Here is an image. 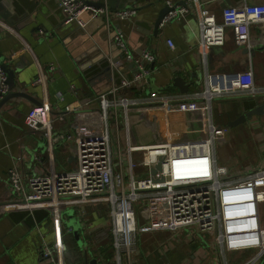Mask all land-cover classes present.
<instances>
[{
  "label": "crops",
  "instance_id": "crops-1",
  "mask_svg": "<svg viewBox=\"0 0 264 264\" xmlns=\"http://www.w3.org/2000/svg\"><path fill=\"white\" fill-rule=\"evenodd\" d=\"M91 1H101L112 10L109 14L97 15L92 11L86 12L85 28L74 23L64 24L57 0H11L0 10V58L13 71L14 84L10 86V92L24 93L8 98L0 106V264H46L42 262L40 248L43 241L52 243L54 240L52 209L40 202L34 203L33 208L19 203L15 205L10 189V168L17 165L25 172H38L46 165L37 166L34 154H40L44 163L51 158L46 137L26 125L27 112L37 102L52 105L56 115L53 165L57 170L70 169L75 164V145L67 139L57 140V135L94 132V126L82 124V120H87L92 112L97 111V104L95 100H91L90 105L85 101L106 90L112 79L119 80L123 74L129 76L134 70V66L108 39V19L111 30L116 26L123 29L135 54L140 55L142 49L147 48L156 55L155 61L150 63V83L143 93L149 94L154 90L190 96L187 99L190 102L149 103L133 111L130 116L132 143L149 144L160 140L201 137L205 134V126L212 120L229 127L228 134L236 129L237 135L230 136L242 137L247 130L241 129L246 126L253 130L251 138L256 145L253 150H259L261 159L258 163L232 164L231 157L227 165L239 171L248 166L264 164V112L247 117L236 125H229L231 120H236L255 106L251 97L216 96L211 100L193 97L206 89L209 75L247 68H252L256 85L264 88V22L249 25V40L243 44H238L234 30L227 28L224 44L213 46L203 58L198 51L200 27L193 15L156 27L166 0ZM172 1L181 4L185 0ZM203 1L218 21L221 20L224 6L242 2L264 3V0ZM128 7H136L137 14L129 20H116L114 12ZM9 10L11 15L6 17L4 13ZM168 39L174 42L173 48L168 45ZM110 57L113 62H118V65H112L115 70L108 60ZM176 76L186 80L188 92L174 85ZM127 92L139 94L141 91L131 87ZM59 96H63V99L59 100ZM75 106H79V109H70ZM59 114L64 119L58 118L61 116ZM160 131L163 138L159 140L156 136ZM68 207L73 209L74 221H78L76 230L72 224L70 226L71 220L64 213ZM91 207L93 210H90ZM99 207L109 210L105 203L84 205L87 226H82L79 216L81 206L67 205L62 210L60 228L66 247L65 264H84L82 241L84 248H89L103 264H119L115 258L111 217L109 215L108 221L102 213L105 211ZM147 221L148 216L138 210V224L147 226ZM191 230L192 235L186 237L181 246V229L140 231L137 241L139 252L132 264H227L232 260V254L221 253L208 239L206 232ZM252 253L253 250L247 251L243 257ZM263 261L259 260L258 264H263ZM121 263L129 264L124 257Z\"/></svg>",
  "mask_w": 264,
  "mask_h": 264
},
{
  "label": "built area",
  "instance_id": "built-area-1",
  "mask_svg": "<svg viewBox=\"0 0 264 264\" xmlns=\"http://www.w3.org/2000/svg\"><path fill=\"white\" fill-rule=\"evenodd\" d=\"M57 2L63 13V23H74L82 28L87 26L86 12L92 11L97 15L109 14L110 11L107 4L96 7L84 0ZM165 3L170 9L160 26L182 20L190 14L197 19L201 32L198 51L203 58L213 46L224 44L227 28H232L237 43L243 44L249 40V25L264 22V3L242 2L224 6L220 21L203 0H185L181 4L166 0ZM114 14L116 20H129L137 14V8H122ZM106 23L108 39L134 66V70L129 76L123 74L119 80L112 79L106 90L85 101L90 105L91 100H95L97 104V111L92 112L87 120H82V124H92L94 132L57 135V140L67 139L75 145L74 166L62 170L54 168L56 115L52 105L42 103L31 107L25 123L46 137L51 158L44 163L40 154H34L37 166L46 165L38 172H25L17 165L9 170L15 205L19 203L33 208L34 203L40 202L52 209L54 240L52 243L43 241L40 248L42 262L65 264L66 247L60 225L62 210L67 205L81 206L79 216L82 226H87L84 205L105 203L109 206L115 258L119 264H122L123 257L132 264L139 252L137 241L140 231H179L186 226H195L206 232L221 253L232 254V260L227 264H258L259 260H264V164L248 166L237 172L219 164L216 147L227 141L229 127L212 120L205 126V134L201 137L132 143L130 116L133 111L149 103L190 102L187 100L190 96L154 90L149 94L143 93L150 83V63L155 61V53L144 48L140 55L135 54L123 29L116 26L111 30L110 20ZM40 33L44 34V31L40 30ZM167 43L171 48L175 46L172 39ZM108 60L111 66L118 65L111 57ZM131 87L141 92H127ZM10 89L4 61L0 58V100ZM232 95L264 98V88L256 85L252 68L209 75L206 89L193 97L211 100L216 96ZM62 99L63 96H59V100ZM79 106L70 109L78 110ZM58 118L64 119L63 115ZM160 157L161 170L150 174V167ZM136 167H147L148 175L137 176ZM141 207L148 216L147 226L137 222V211ZM250 250L253 253L243 257Z\"/></svg>",
  "mask_w": 264,
  "mask_h": 264
},
{
  "label": "rangeland",
  "instance_id": "rangeland-1",
  "mask_svg": "<svg viewBox=\"0 0 264 264\" xmlns=\"http://www.w3.org/2000/svg\"><path fill=\"white\" fill-rule=\"evenodd\" d=\"M247 97V96H246ZM250 98V97H248ZM247 130L244 131V135L241 136H233V135H237V131L236 129H233L231 131L230 134H233L232 136H230V134H228L227 137V142L226 143H222L217 145L216 147V154H217V159H218V163L221 165H227L229 162V158H231V162L230 163H234V162H238V163H244V162H250V163H258L259 159H261V156L259 155V150H253V148H256L255 145V140H253L251 138L252 134H253V130L250 129L248 126L243 127V129L241 130ZM163 132L160 131L157 134V138L160 140L163 137ZM239 146V149H237V147ZM257 154V156L255 155V153ZM254 161V162H253ZM230 171H236L237 172V168L233 169L234 167H230L229 165H227ZM135 172L137 173V176H147L148 175V169L147 167L142 168V167H136L135 168ZM100 210L105 211L102 212L103 216L106 217V219L109 221V214H108V210L105 207H99ZM90 210H93V208L91 207ZM140 211H143V207L140 208ZM73 209L68 207L64 209V213L68 215V218L70 219L73 218L72 215ZM86 217L89 218L88 214L86 215ZM71 220V219H70ZM191 229H195L198 230L195 226H186L181 228V233H179V236L181 238V244L180 246L185 242L186 237L191 236L193 230ZM183 230V231H182Z\"/></svg>",
  "mask_w": 264,
  "mask_h": 264
},
{
  "label": "water",
  "instance_id": "water-1",
  "mask_svg": "<svg viewBox=\"0 0 264 264\" xmlns=\"http://www.w3.org/2000/svg\"><path fill=\"white\" fill-rule=\"evenodd\" d=\"M10 1L11 0H0V10L4 7V5L9 4ZM84 1L88 4L94 5L96 7H105V4H103V2H101V1H97V2L91 1V0H84ZM10 6H11V3H10ZM108 9L110 11L112 10L109 7H108ZM169 9H170V7L165 5V7L160 12L159 17L156 21V27H158L160 25V22H161L163 16L168 12ZM4 14L6 17H8V15L10 16L11 15L10 10ZM66 25H68V24H66ZM4 66L8 72L10 86H13V84H14L13 71L8 67V64H4ZM212 82L214 83L215 79H213ZM174 85L178 86L180 88V90L183 92H188V90H189V84L186 83V80L182 76H176L174 78ZM17 95H24V93L23 92H10V93H8L6 96H4L0 100V106L8 98H10L12 96H17ZM252 99L255 101V106L251 107L246 113L242 114L236 120H231L229 122V125H236L240 122H244L247 117L251 118L252 115L264 112V98L261 99L260 97H256V98H252ZM37 103L41 104L40 102H37ZM161 161H162V157H160V160L154 166L150 167V174L154 175V174H156V172L158 170H161V168H162V162ZM70 219H71V221L69 222V224H70V226L72 224V227L74 229V227L77 225L76 222L78 223V221H74V218H71V217H70ZM75 230H76V227H75ZM80 244L81 245L83 244V252H84V256H85L84 264H103V262L99 260L98 256L93 255L92 251L89 248H84L83 241Z\"/></svg>",
  "mask_w": 264,
  "mask_h": 264
},
{
  "label": "bare ground",
  "instance_id": "bare-ground-1",
  "mask_svg": "<svg viewBox=\"0 0 264 264\" xmlns=\"http://www.w3.org/2000/svg\"><path fill=\"white\" fill-rule=\"evenodd\" d=\"M190 165H191V163H190Z\"/></svg>",
  "mask_w": 264,
  "mask_h": 264
}]
</instances>
